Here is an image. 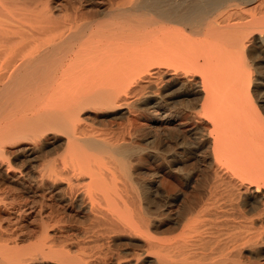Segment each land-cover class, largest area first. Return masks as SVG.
Segmentation results:
<instances>
[{"label":"bare ground","instance_id":"bare-ground-1","mask_svg":"<svg viewBox=\"0 0 264 264\" xmlns=\"http://www.w3.org/2000/svg\"><path fill=\"white\" fill-rule=\"evenodd\" d=\"M0 264H264V0H0Z\"/></svg>","mask_w":264,"mask_h":264},{"label":"rangeland","instance_id":"rangeland-1","mask_svg":"<svg viewBox=\"0 0 264 264\" xmlns=\"http://www.w3.org/2000/svg\"><path fill=\"white\" fill-rule=\"evenodd\" d=\"M114 3L116 2H118V3H120V2H122V0H112ZM139 122H142V123H148V126L150 125V121H148V118H146L145 120H140ZM139 122H138V124H139ZM157 127V125H154V123H153V125L151 126V128L152 129H159V128H156ZM161 129V131H162V128H160ZM159 129V130H160ZM162 132H165V131H162ZM168 133V132H167ZM175 132L173 131V133L172 134H174ZM171 134V133H170ZM168 141V140H167ZM147 167V168H146ZM151 168H153V164L151 163V162H147L146 163V165H145V169H146V171H148L149 169L151 170ZM149 170V171H150ZM71 223H75L74 221H72Z\"/></svg>","mask_w":264,"mask_h":264}]
</instances>
